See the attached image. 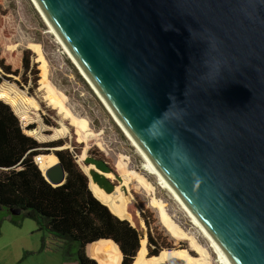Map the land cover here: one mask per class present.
<instances>
[{"label":"water","instance_id":"obj_1","mask_svg":"<svg viewBox=\"0 0 264 264\" xmlns=\"http://www.w3.org/2000/svg\"><path fill=\"white\" fill-rule=\"evenodd\" d=\"M35 1L228 263L264 264V0Z\"/></svg>","mask_w":264,"mask_h":264},{"label":"rangeland","instance_id":"obj_2","mask_svg":"<svg viewBox=\"0 0 264 264\" xmlns=\"http://www.w3.org/2000/svg\"><path fill=\"white\" fill-rule=\"evenodd\" d=\"M0 13L5 14L0 19L5 20L1 21L7 25L12 48L28 53L38 72L33 89H29L30 81L23 84L19 76L1 82L5 88L31 99L36 105L29 107L30 118L24 119L15 105L0 98L17 116L22 131L41 144L62 142L61 146L41 147L47 154L60 147L74 146L82 161L88 164L93 182L110 193L138 232L142 224L140 219L133 220L132 205L136 203L148 209L154 226L166 237L171 249L180 250L183 256L171 258L181 260V264H218L206 239L179 204L159 185L157 178L142 167V157L48 32L31 2L0 0ZM62 126L66 131L53 136V129ZM86 157L97 160L105 170L103 181L96 176L101 173H97ZM113 185L122 195L114 192ZM17 216L15 224L6 209L0 210V264H76L63 257L59 250L40 248L41 236L47 233L38 231L34 220L23 214ZM137 264L148 263L140 256Z\"/></svg>","mask_w":264,"mask_h":264},{"label":"trees","instance_id":"obj_3","mask_svg":"<svg viewBox=\"0 0 264 264\" xmlns=\"http://www.w3.org/2000/svg\"><path fill=\"white\" fill-rule=\"evenodd\" d=\"M1 20L4 19H0V98L15 105L20 117L29 119V107L34 108L35 103L5 88L1 82L19 76L23 84L30 81L29 89H33L38 79L36 64H31L28 53L12 48L7 25ZM4 101L0 100V205L1 210H7L11 222L18 223V216L12 215L10 208L19 209L18 215L34 220L38 231L47 233L41 236L40 248L59 250L76 264H137L140 256L148 264H181V260L171 258H183L180 250L171 249L166 237L154 226L148 209L131 203L133 220L140 219L142 224L139 233L92 174L101 186L93 182L88 164L74 146L60 147L49 154L43 152L41 147L61 146L62 142L41 144L26 135ZM65 131L63 126L56 127L53 136ZM57 159L65 172L62 184L63 174ZM86 159L101 173L96 176L103 181L105 170L97 160ZM45 178L53 185H60L53 186ZM113 189L122 195L116 185Z\"/></svg>","mask_w":264,"mask_h":264},{"label":"bare ground","instance_id":"obj_4","mask_svg":"<svg viewBox=\"0 0 264 264\" xmlns=\"http://www.w3.org/2000/svg\"><path fill=\"white\" fill-rule=\"evenodd\" d=\"M31 4L33 5L34 9L40 16V18L43 20V22L47 25L48 32L54 36L55 40L57 41L58 44L61 45L63 48V52L66 54L67 58L71 61V63L74 65L78 73L81 75V77L86 81V83L89 85V87L92 89L96 97L99 99V101L102 103L106 111L109 113L113 121L116 123V125L120 128L122 133L125 135V137L130 141V144L136 149L138 154L142 157L144 160L142 167L145 168L150 174L155 176L159 182V185L167 190L171 197L179 204L183 212L187 215V217L190 219L191 223L193 226L197 228V230L200 232V234L206 239L209 248L211 249L212 253L216 256V260L218 264H229L227 261L226 254L224 250L216 244L211 237L209 236L205 226L196 218L185 202L181 199V197L177 194V192L174 190V188L162 177V175L159 173L151 159L145 154V152L141 149V147L138 145V143L134 140V138L129 134V132L126 130L124 125L121 123L119 118L116 116V114L113 112L109 104L106 102V100L103 98V96L100 94L98 91L97 87L93 84L91 79L87 76V74L84 72V70L81 68L77 60L73 57L71 52L68 50L67 46L63 42L62 38L58 35L54 27L51 25L49 20L46 18L45 14L41 10L40 6L35 0H29ZM61 48V49H62Z\"/></svg>","mask_w":264,"mask_h":264},{"label":"built area","instance_id":"obj_5","mask_svg":"<svg viewBox=\"0 0 264 264\" xmlns=\"http://www.w3.org/2000/svg\"><path fill=\"white\" fill-rule=\"evenodd\" d=\"M36 157H37V156H36ZM36 157H35V158H36ZM35 158H34V161H35V163H36V160H35Z\"/></svg>","mask_w":264,"mask_h":264}]
</instances>
